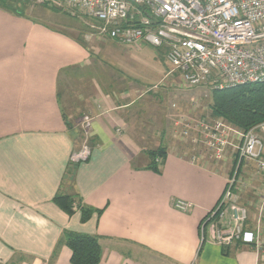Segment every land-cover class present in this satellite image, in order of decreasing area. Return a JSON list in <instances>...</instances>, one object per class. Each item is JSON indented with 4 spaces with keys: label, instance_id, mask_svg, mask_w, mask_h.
Instances as JSON below:
<instances>
[{
    "label": "crops",
    "instance_id": "1",
    "mask_svg": "<svg viewBox=\"0 0 264 264\" xmlns=\"http://www.w3.org/2000/svg\"><path fill=\"white\" fill-rule=\"evenodd\" d=\"M114 44L130 48L136 59L137 52L149 47ZM89 51L51 25L0 8V264L15 253L23 256L21 264H50L64 230L97 236L100 264H257V253L246 246L231 245L227 255L222 253L214 240L218 223L208 225L201 238L199 226L220 201L225 175L167 149L160 175L144 170L149 159L142 142L158 135L156 149L167 136L165 100L154 104L145 96L144 82L115 90L92 77H80L75 87L79 123L71 131L66 128L70 121L60 104L59 79L89 65ZM158 57L151 53L150 63ZM154 66L158 76H165L162 85L181 88L177 75H167L168 65L167 72ZM181 107L169 102L165 108L173 127L179 116L188 117ZM84 120L90 156L79 164L74 188L84 204L102 213L81 223L78 212L68 217L51 200L71 155L81 148V140L74 144L73 135H82ZM225 152L221 162L228 170L235 153L231 148ZM240 173L242 192H252L256 201L246 198L240 203L237 187L234 198L248 209L246 228L254 231L258 221L264 241V211L259 210L264 176L256 173L253 162H244ZM175 201L192 207L179 211ZM137 251L144 255L141 261L134 257ZM70 255L61 247L53 264H70Z\"/></svg>",
    "mask_w": 264,
    "mask_h": 264
},
{
    "label": "built area",
    "instance_id": "2",
    "mask_svg": "<svg viewBox=\"0 0 264 264\" xmlns=\"http://www.w3.org/2000/svg\"><path fill=\"white\" fill-rule=\"evenodd\" d=\"M16 1L51 3L72 17L79 13L89 21L90 37L124 46L164 47L167 75H177L186 88L223 90L264 83V0ZM80 126L84 139L80 150L70 157L73 163L85 162L90 156L87 121ZM173 128L172 137L182 148L187 146L185 157L189 156L194 164L205 160L202 150L209 161L219 163L225 159L226 149H233L236 169L229 174L222 198L206 222L216 213L218 224L227 217L224 227L221 224L215 228L216 244L231 246L240 241L257 253V264H264L259 225L254 231L246 228L247 209L237 206L234 198L240 181L237 171L244 162H253L256 173L264 176V121L242 131L222 119L192 120L181 116ZM173 206L187 212L192 204L175 201ZM206 222L200 226L202 239Z\"/></svg>",
    "mask_w": 264,
    "mask_h": 264
},
{
    "label": "rangeland",
    "instance_id": "3",
    "mask_svg": "<svg viewBox=\"0 0 264 264\" xmlns=\"http://www.w3.org/2000/svg\"><path fill=\"white\" fill-rule=\"evenodd\" d=\"M14 4L16 7L21 8L23 10V14H26V16H28L29 18H35L36 20H39L44 24L51 25L54 28L67 33L74 39H78L93 54L89 65L77 70L75 73H70L68 76H66V78H62V80L59 79L58 94L60 104L62 105V110L68 117L71 125L74 126L79 123L77 119V114L78 112H80V105L78 101L79 94L77 93L75 87H77L76 81H79L80 77H92L97 81V83L102 84L103 87L108 86L107 88L111 87L115 90H118L120 87H124V85H126L125 83L131 84L134 81L136 82V80H138V82H144L147 85V88L145 90L143 89V91H145V94L148 87H150L151 92H149V94L147 93L148 95L145 96L150 98L154 104H157L158 101H161L160 103L162 104V101L165 100L163 101L165 120L164 127H166L164 129V132L167 134V136L162 138L164 140L162 144L166 147L167 150H170L171 153L175 154L177 157L191 162L189 156L185 157V150L187 149V146L183 147L182 150V145L178 142L177 139H174L172 137L174 128L173 124L168 121V111L165 110V108L168 107L169 102H178V104L182 106L181 108L183 109V111H185L188 115V118L189 115H191L190 119L192 120H211L213 119L210 115L212 90L203 86L186 88L184 85L179 84L181 88L177 87L178 89L174 91L170 88H166L168 84L167 82H165L166 86H164L165 84L162 85L165 76L163 74L161 77L158 76L154 65L159 66V68H162L163 71L167 72L168 67L165 59L164 47H161L159 49L147 47V51L144 50L142 51V53L137 52L136 59L135 57H133L135 53H133L130 48L119 47L111 40H105L95 36L90 37V31L87 28L89 21L79 13H76L74 17L66 15V12L63 8L61 9V11H56L57 7L53 6V9L51 3H48V5H40L26 1L20 4L16 1L14 2ZM151 53L155 55L157 54L159 56L156 59L155 63L153 62L154 65H152L149 61V56ZM118 76L122 77L120 78ZM162 89H166V91L162 92ZM168 90H172L170 92V96L169 94H167ZM140 94L141 93L139 92V95ZM192 101H194L193 105L191 103ZM79 133L80 132L76 131V134H74L76 136H79L81 135V133ZM157 136L158 135H155L152 140L145 139V141L142 142L143 144L145 143V148L147 149V151L153 150V148L159 144V142L156 140ZM79 138L78 140L82 141V137ZM189 154H191V152ZM201 155L205 157V160H197L195 164L203 163L204 167L210 168L217 174L225 175L226 178H228L232 169V164L231 167H228L229 169L226 170L224 168L225 165H223L222 162L216 163L209 161L207 159L208 154L203 150ZM231 160L233 161V157H231ZM238 178L240 179V181L238 182L236 187L237 191L241 188V192L237 193L238 195L240 194V198H242L241 201L239 200L240 203L245 202L246 198H249V200L255 202L256 197L253 196L252 192H242V184L244 183V179L241 176V173ZM240 203L236 202V205L242 207ZM259 210L262 212L264 211V200L261 203ZM226 221L227 217L219 220L223 227L226 225ZM257 224H259L258 221ZM204 237L205 235L203 233V238ZM134 257L138 259V261H141L144 255L140 254V252L137 251Z\"/></svg>",
    "mask_w": 264,
    "mask_h": 264
},
{
    "label": "trees",
    "instance_id": "4",
    "mask_svg": "<svg viewBox=\"0 0 264 264\" xmlns=\"http://www.w3.org/2000/svg\"><path fill=\"white\" fill-rule=\"evenodd\" d=\"M12 1L13 0H0V8L8 9L15 14H22V9L16 7L14 4L15 1H13V3ZM52 8L54 9V7ZM56 11H61V9L57 8ZM66 15L68 14L66 13ZM74 40L84 49L89 50L81 41L78 39ZM89 53L90 56H93L90 51ZM146 91V94H149V92H151L150 87ZM210 113L213 119H222L242 131H247L262 123L264 121V83L241 85L223 90H212ZM65 125L69 131L73 129L72 125L67 121L65 122ZM79 137H82L83 141V133L79 136H76L75 134L73 135L74 144L76 141L78 142ZM87 141L88 139L86 140V144L88 145ZM145 154L149 159V163L144 170L160 175L161 167L163 166L167 155L166 147L162 144L156 149L145 151ZM79 164L81 163H73L71 161L67 163L60 185L51 202L68 217H71L75 212H78L80 215V222L85 223L90 220L94 214H96L97 217L100 216L102 210H96L87 206L84 204L82 198L76 193L74 179ZM236 164L235 159L230 173L236 169ZM240 168L241 166L238 168V174ZM208 218L209 214L201 221L200 226L206 222ZM217 222L218 213L206 222L205 230L208 225L212 223L217 225ZM262 224L264 226V218L262 219ZM218 226H221V223L218 224ZM234 245L238 247L244 246L240 241L233 244V246ZM61 247H66L70 251V264H100L101 262L102 249L97 236L79 234L67 230L62 231L50 255V264H53L56 261ZM229 247L231 246L228 245L221 247L224 255H227V249ZM22 261H24L23 256L15 253L13 258L6 264H21Z\"/></svg>",
    "mask_w": 264,
    "mask_h": 264
}]
</instances>
